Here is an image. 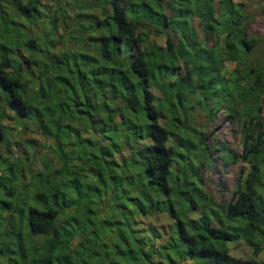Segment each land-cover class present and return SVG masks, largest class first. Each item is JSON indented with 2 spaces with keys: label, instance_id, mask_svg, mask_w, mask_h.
Instances as JSON below:
<instances>
[{
  "label": "trees",
  "instance_id": "1",
  "mask_svg": "<svg viewBox=\"0 0 264 264\" xmlns=\"http://www.w3.org/2000/svg\"><path fill=\"white\" fill-rule=\"evenodd\" d=\"M68 1L0 0V264H264V57L242 5ZM73 18L75 45L60 31ZM219 111L240 126V153L195 121ZM30 129L52 144L15 141ZM213 150L241 166L221 206L199 171ZM90 166L91 200L111 210L120 193L130 226L70 214L88 203L71 197L73 172Z\"/></svg>",
  "mask_w": 264,
  "mask_h": 264
},
{
  "label": "rangeland",
  "instance_id": "2",
  "mask_svg": "<svg viewBox=\"0 0 264 264\" xmlns=\"http://www.w3.org/2000/svg\"><path fill=\"white\" fill-rule=\"evenodd\" d=\"M165 2L166 0H162ZM219 1L220 0H212V4L214 6V9L216 11V15L218 14L219 9ZM65 4H68V0H64ZM233 3H239L242 5V10L245 11L246 15H248V24L249 27L252 29V31L257 36L256 41V47L254 48L252 52V58L254 60H258L264 57V0H232ZM43 5L46 3V0H42ZM66 7V6H65ZM68 15L72 18L74 15L71 12V9L66 7ZM71 12V13H70ZM76 19V20H75ZM81 18H73V20L68 21V27H65L62 22L63 29H60V31H66L65 37L66 40L72 43V45H75V41L70 38V36H67V31H73L75 30L76 25L81 21ZM191 24L197 28L198 30V38L202 39L204 36V33L202 32L201 27L198 26L199 19L197 17H193L191 19ZM40 26H37V29H35V32H39ZM74 43V44H73ZM229 67H231L229 65ZM228 67V68H229ZM264 116V104H262V112ZM197 124L205 123V129L204 134L210 135V138L207 140V144L211 145V143H214L215 145L223 144L228 149H231L232 151L236 153H240L241 151V134H240V126L236 123L230 122L228 119H226V115L224 111H219L218 114L214 117L213 120L209 121L206 118V115H198L196 116ZM9 124L12 125V122H9ZM33 140L36 141L37 145H44V143L47 141L48 144H52V140L48 138L46 141L44 140V137L40 134L39 131L36 130H27L25 133H22L19 136H16L15 141L22 142L23 140ZM36 144L34 145L35 151ZM82 146V145H81ZM13 147H16V145H13ZM0 178H6L8 176V172L6 171V164H7V149L4 145L0 146ZM17 148V147H16ZM212 163L211 166L208 169H201L200 171V177H201V184L204 187V189L208 192L210 196H213L214 202L221 206V204H226L231 196V190L233 188L234 183L236 182V179L238 177L239 171H240V164L239 163H231L228 166H224L222 164V161L219 160L217 157L218 151H212ZM42 153H49V150L45 148ZM92 166L85 168L84 170H76V172H73V176L71 179L77 178L78 181L72 182L69 185L68 190H73V193L71 194L73 198L76 196V189H81V197H84L88 202L86 204V208H78L75 211V208H71L70 214L74 213V216L82 217L84 214V210L88 212H92V219L93 218H99V220L104 217L110 218L113 221L115 220V227L116 230L118 229L119 222H116L118 220L119 215L121 218L126 220L127 223H129V226L131 224V217L129 214V209L133 210V207L128 206L127 202L122 201L118 206V199L120 198L121 194L118 193L113 200H110V203H115V207L113 209H105L102 207L100 202L92 201L90 196L93 194L94 187H99L98 178L93 173V169H91ZM108 187H111V184L108 182ZM85 188V190H84ZM110 189V188H109ZM85 191V192H84ZM4 200V197L0 195V202ZM104 203L107 204V201L104 200ZM127 205L123 206L122 205ZM117 205V206H116ZM125 210V211H124ZM111 211V212H109ZM126 215V216H125ZM5 216V215H4ZM85 222H88L87 216L85 215ZM149 221L146 220L147 223ZM171 223L170 219L167 216H161L159 223L165 224ZM87 224V223H86ZM109 229L107 230L108 233ZM104 236V235H103ZM109 238V237H108ZM233 251V250H232Z\"/></svg>",
  "mask_w": 264,
  "mask_h": 264
}]
</instances>
